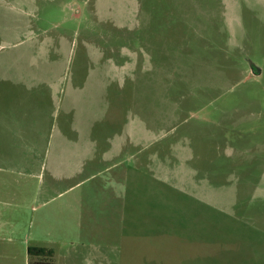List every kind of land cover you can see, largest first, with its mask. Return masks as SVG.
I'll return each instance as SVG.
<instances>
[{"label":"rangeland","instance_id":"rangeland-1","mask_svg":"<svg viewBox=\"0 0 264 264\" xmlns=\"http://www.w3.org/2000/svg\"><path fill=\"white\" fill-rule=\"evenodd\" d=\"M0 91V145L41 128L45 144L125 143L115 162L138 180L124 207L102 158L43 204L53 163L37 151L38 176L0 170L26 202L5 207L7 237L84 195L88 243L59 264H264V0H0Z\"/></svg>","mask_w":264,"mask_h":264},{"label":"crops","instance_id":"crops-1","mask_svg":"<svg viewBox=\"0 0 264 264\" xmlns=\"http://www.w3.org/2000/svg\"><path fill=\"white\" fill-rule=\"evenodd\" d=\"M1 79L5 80V78ZM12 80L20 83L19 79ZM27 87H35V82L30 83ZM30 91L33 92L32 94H35V89H30ZM41 91L45 92L43 95V101H46V104H48V100H50L54 104V102L51 100V87H49V89L45 88ZM23 93L28 94L26 90L23 89L18 92L20 95L18 98L21 97ZM4 94V91H0V96H3ZM16 109L17 111H20V107H14L11 117L17 122L18 113ZM47 112L48 109H45L40 104L38 114L47 117ZM19 116H21V114ZM36 133L39 136H36L33 142L24 143L22 147H20L17 142L11 147L8 145H0V170L2 171L19 170L20 173H31L38 176L39 174H36L35 170H44L45 159L47 157L52 159L53 168H51V183L48 186V189H46L44 192H40V194L39 192L36 193V195L33 197L35 200L41 196L48 197L49 200L43 203L46 204L49 202H54L56 199H62L63 197L61 196L73 189L75 184H71L69 187H66V189L64 188L62 190L58 189L59 186L68 182H72L75 179H78L76 185L79 186L80 183L84 181L81 179V176L83 177L84 175H89L91 163H95L98 160L103 161L102 158L105 159L107 157H112L113 163L106 165V169H109V172H111V170L116 171V174L113 175L112 180H122V197L124 198V207L127 204L132 203V192L134 193L135 183L138 180L132 172L131 164L123 165L121 161L115 162V155L119 156V154H122V150L131 149L125 143L122 145L121 143L116 144L114 142V144L110 145L108 148H101L98 147V143L91 144L70 141L67 134H65L64 141L49 142L45 144L41 141L43 134L42 128L40 130H36ZM43 150H48L45 159L41 157V154L37 153V151H41V153H43ZM96 150L104 151H98L96 153ZM34 156L35 158H33ZM37 157H39V159ZM10 166L15 167V169L11 170L9 168ZM26 175L27 174H23L22 176L24 178L34 177L32 175ZM10 177H12V175H0V264H29L28 250L30 247H45L53 249L55 251L56 264H59V257L65 256L67 253L68 256L64 257L67 259L66 261H73L76 253L73 251L75 242L82 240L81 245H83L84 242L88 243V234L86 232L90 228L88 216L89 205L88 201H84V195H80L79 197H77V195H72L69 199H66L64 202L53 207L50 212L42 213L40 217H38V227L35 229L37 224L34 227L31 226V228H29V230L24 233L22 239H17L15 237V231L12 232L14 237L10 238L9 236L7 237L9 234V231L7 230L9 221H7L5 211L11 212L13 211V208L6 209L5 207H14L15 210H18L23 209V207L26 205V202L24 201L19 202L17 198L18 195L12 194L13 192L10 191ZM20 195L23 194L21 193ZM71 198L77 201L78 206L73 205L74 203L71 201ZM156 201H158L159 204H154L153 210L154 208H157L160 209V211H158L156 214L162 213L161 209L163 206V201L159 197H157L155 202ZM133 203L135 204V199L133 200ZM130 213L131 209H128L125 214L128 216ZM135 214L136 210L131 213V217L132 215L135 216ZM18 217H20V215H18ZM130 224L132 225L133 223H129L128 225ZM31 225H33V220L31 221ZM108 228L111 227L109 226ZM118 230H121V228H118ZM76 244L78 245L80 243L78 242ZM77 253H79V251H77Z\"/></svg>","mask_w":264,"mask_h":264},{"label":"trees","instance_id":"trees-1","mask_svg":"<svg viewBox=\"0 0 264 264\" xmlns=\"http://www.w3.org/2000/svg\"><path fill=\"white\" fill-rule=\"evenodd\" d=\"M29 264H56L55 251L45 247H30Z\"/></svg>","mask_w":264,"mask_h":264}]
</instances>
